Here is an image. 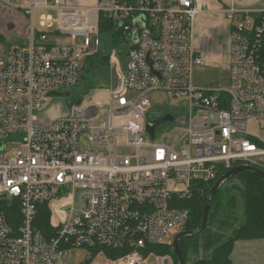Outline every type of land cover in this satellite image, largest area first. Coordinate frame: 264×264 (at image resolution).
<instances>
[{
  "label": "built area",
  "instance_id": "1",
  "mask_svg": "<svg viewBox=\"0 0 264 264\" xmlns=\"http://www.w3.org/2000/svg\"><path fill=\"white\" fill-rule=\"evenodd\" d=\"M28 18L26 43L0 57V201L16 200L20 223L0 211V264H67L70 248L129 252L94 264H174L147 247L171 245L189 211L179 206L198 184L222 171L250 166L264 172V141L247 122H264V12L223 9L229 22L226 89L193 85L195 68L209 65L194 45L198 0H0ZM36 10L41 15L35 27ZM125 41L126 64L113 52L114 84L104 107L79 100L55 119L40 109L49 95L79 80L81 61L97 52L99 17ZM84 37L76 48L48 36ZM91 37H94L93 43ZM183 101L171 140L148 134V95ZM151 119V118H150ZM22 144L9 153L5 145ZM63 199V200H62ZM59 204L61 218L51 206ZM46 204L55 235L36 226ZM101 254V253H99ZM98 254V255H99Z\"/></svg>",
  "mask_w": 264,
  "mask_h": 264
},
{
  "label": "rangeland",
  "instance_id": "2",
  "mask_svg": "<svg viewBox=\"0 0 264 264\" xmlns=\"http://www.w3.org/2000/svg\"><path fill=\"white\" fill-rule=\"evenodd\" d=\"M76 7L89 8L96 4L98 0H69ZM41 15H51L55 18V13L49 10H36L35 27L39 28V17ZM28 18L21 11L14 10L0 4V57L2 54L14 47L26 43ZM208 28L215 30L217 26L222 25L223 18L220 14L212 15L208 19ZM12 25V29L9 26ZM98 37L100 45L96 53L85 56L81 61L82 69L80 71L79 80L70 87L61 88L56 94L49 95L39 110L41 117L47 118L58 113L65 115L69 109L79 100H89L92 103L104 107L107 103V90L114 84L115 64L111 62L110 56L116 52L121 66L126 64V46L125 41L120 37L113 28H105L99 30ZM48 40L52 43L66 44L76 48L83 46L84 37L76 36H48ZM94 37H91L93 43ZM219 65L197 67L193 71V85L199 89H226L229 83V69L226 59L228 58V46L225 44L219 47ZM222 59V60H221ZM150 101V111L148 119H156L166 115H173L176 120H182L186 115V109L183 108V101L170 98L164 93H151L148 95ZM61 115V116H62ZM164 122L156 127V138L171 140L176 135V123ZM247 132L264 141V122H258L255 118H251L247 122ZM5 149L9 153L23 151L22 144H14L8 142ZM237 183L236 179L233 181ZM63 200V199H62ZM59 204H53V216L61 218L63 213L58 210ZM211 232H219L228 235L230 230L220 229L217 223L209 226ZM174 238V237H173ZM172 238V240H173ZM172 243V241H168ZM252 246L257 248V243L250 242ZM239 248V247H237ZM92 256L91 250L87 248H70L68 249L67 264H94L96 261L105 262L107 256L104 253ZM204 257L203 253L193 257V260ZM248 258L264 263V253L254 252L247 255ZM143 264H153V258L148 257Z\"/></svg>",
  "mask_w": 264,
  "mask_h": 264
},
{
  "label": "trees",
  "instance_id": "3",
  "mask_svg": "<svg viewBox=\"0 0 264 264\" xmlns=\"http://www.w3.org/2000/svg\"><path fill=\"white\" fill-rule=\"evenodd\" d=\"M99 30L111 27L110 22L99 17ZM112 28V27H111ZM227 171H222L209 186L198 184L193 189L190 198L183 199L179 206L189 211V218L183 231H192L199 227L203 217V200L216 181ZM236 179L237 183H234ZM2 211L8 223L16 227L20 223L17 201L8 203L0 201ZM50 211L46 204L37 207L36 226L41 229L46 239L55 235L49 224ZM217 223L220 229L228 228V235L211 232L209 226ZM264 239V181L249 172L238 173L224 182L213 195L210 202V211L206 228L193 237H183L179 240V247L184 258V264H230V254L237 241H254ZM92 256L104 253L109 259H118L128 253L125 250H111L107 248H91ZM148 253L169 255L174 264L177 258L173 255L171 245H157L147 247L144 256ZM200 253L201 259L193 260ZM92 257V258H93Z\"/></svg>",
  "mask_w": 264,
  "mask_h": 264
},
{
  "label": "crops",
  "instance_id": "4",
  "mask_svg": "<svg viewBox=\"0 0 264 264\" xmlns=\"http://www.w3.org/2000/svg\"><path fill=\"white\" fill-rule=\"evenodd\" d=\"M198 3L203 7V12L197 17L195 22L194 45L198 51L208 58V66L219 65V62H221L218 56L219 47L221 48L225 44L228 46L229 58L230 25L221 14L223 9L247 10L254 14L264 12V0H198ZM216 14L222 16L223 23L217 26L215 30H212L208 28L207 22L212 15ZM9 29H12V25L9 26ZM228 58L226 59L227 63L229 62ZM61 115L62 113L58 116V113L54 112L53 115L48 117V120L61 117ZM250 242L251 241H237L234 243L230 254V264H264L257 261V259L252 260L247 257V255L254 254V252L258 251L259 253H264V239L252 241L257 243L255 245L257 248L252 246Z\"/></svg>",
  "mask_w": 264,
  "mask_h": 264
},
{
  "label": "water",
  "instance_id": "5",
  "mask_svg": "<svg viewBox=\"0 0 264 264\" xmlns=\"http://www.w3.org/2000/svg\"><path fill=\"white\" fill-rule=\"evenodd\" d=\"M79 102H77L78 104ZM173 121V116L172 115H166L163 116L162 118H156V119H150L147 122L146 128L148 131V134L150 135V138L153 139L154 136V129L164 123V122H172ZM241 172H249L252 174H255L259 178H261L264 181V172L257 169L253 168L250 166H236L234 168H231L228 170L223 176H221L214 186L209 190L208 194L205 196L202 206H203V217L201 224L199 227L195 230L192 231H182L178 234H176L172 240L171 247H172V252L173 255L177 258V264H184V258L182 255V252L179 247V240L183 237H193L201 234L203 230L207 226L208 222V217H209V211H210V202L213 197V195L217 192V190L221 187V185L226 182L229 178L232 176L241 173Z\"/></svg>",
  "mask_w": 264,
  "mask_h": 264
},
{
  "label": "flooded vegetation",
  "instance_id": "6",
  "mask_svg": "<svg viewBox=\"0 0 264 264\" xmlns=\"http://www.w3.org/2000/svg\"><path fill=\"white\" fill-rule=\"evenodd\" d=\"M160 118H162V117H160Z\"/></svg>",
  "mask_w": 264,
  "mask_h": 264
}]
</instances>
